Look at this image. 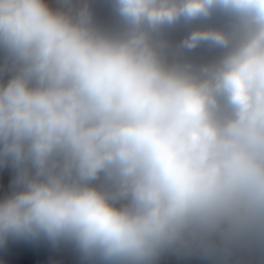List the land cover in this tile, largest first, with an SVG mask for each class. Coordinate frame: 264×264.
<instances>
[{"label":"clouds","instance_id":"clouds-1","mask_svg":"<svg viewBox=\"0 0 264 264\" xmlns=\"http://www.w3.org/2000/svg\"><path fill=\"white\" fill-rule=\"evenodd\" d=\"M110 8L0 0V246L247 264L264 254V0Z\"/></svg>","mask_w":264,"mask_h":264},{"label":"crops","instance_id":"crops-1","mask_svg":"<svg viewBox=\"0 0 264 264\" xmlns=\"http://www.w3.org/2000/svg\"><path fill=\"white\" fill-rule=\"evenodd\" d=\"M96 8L98 15L105 22H112L111 0H88ZM102 6V7H100ZM177 26L170 30V36L173 40L178 41L183 36L178 37ZM182 36V37H181ZM197 56L203 59H211L218 53L215 50L201 48L197 50ZM0 172L11 174V169H3ZM51 243V242H50ZM55 258V260H54ZM31 260L34 264H88L83 260L76 248L67 242H61L59 245L51 243L50 249H44L40 240H9L4 246H0V264H11L12 261ZM247 264H264V254L259 251L253 252L244 257ZM160 264H215L214 261L200 256H166Z\"/></svg>","mask_w":264,"mask_h":264},{"label":"rangeland","instance_id":"rangeland-1","mask_svg":"<svg viewBox=\"0 0 264 264\" xmlns=\"http://www.w3.org/2000/svg\"><path fill=\"white\" fill-rule=\"evenodd\" d=\"M172 29H173V28H172ZM172 29H171V34H172V32H173ZM187 30H188V29H187L185 26H183V25H178V27H177V34H178V37H179L180 35H182V34H183V35L186 34ZM183 35H182V36H183ZM182 36H181V37H182Z\"/></svg>","mask_w":264,"mask_h":264},{"label":"trees","instance_id":"trees-1","mask_svg":"<svg viewBox=\"0 0 264 264\" xmlns=\"http://www.w3.org/2000/svg\"><path fill=\"white\" fill-rule=\"evenodd\" d=\"M42 246L44 247V249H50L51 248V243L47 240H40Z\"/></svg>","mask_w":264,"mask_h":264}]
</instances>
